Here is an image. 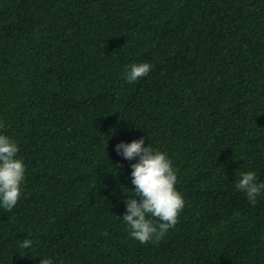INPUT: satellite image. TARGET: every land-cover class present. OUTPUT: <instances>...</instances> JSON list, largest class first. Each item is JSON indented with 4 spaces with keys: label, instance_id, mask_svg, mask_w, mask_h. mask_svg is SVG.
Returning a JSON list of instances; mask_svg holds the SVG:
<instances>
[{
    "label": "trees",
    "instance_id": "trees-1",
    "mask_svg": "<svg viewBox=\"0 0 264 264\" xmlns=\"http://www.w3.org/2000/svg\"><path fill=\"white\" fill-rule=\"evenodd\" d=\"M0 121L26 166L0 264H264V193L236 188L264 182V0H0ZM141 137L186 201L155 244L122 219Z\"/></svg>",
    "mask_w": 264,
    "mask_h": 264
},
{
    "label": "clouds",
    "instance_id": "clouds-1",
    "mask_svg": "<svg viewBox=\"0 0 264 264\" xmlns=\"http://www.w3.org/2000/svg\"><path fill=\"white\" fill-rule=\"evenodd\" d=\"M151 70L152 65L148 62L132 63L125 70L126 82H136L146 77ZM4 127V122L0 121V128ZM144 145L143 137L131 143L121 142L116 145L118 155L129 161L137 160L131 164L135 196H128L125 201L126 212L122 219L129 228L131 238L141 244H155L178 223L186 201L176 188L178 170L174 168L168 153L153 149L151 143L147 147ZM19 151V145L14 139L0 134V207L9 212L21 198L25 179L26 166L18 156ZM236 188L243 191L254 206L257 197L264 193V182H257L254 171L242 172ZM32 245L33 241L27 238L18 241L22 250ZM41 264H53V260L41 257Z\"/></svg>",
    "mask_w": 264,
    "mask_h": 264
}]
</instances>
